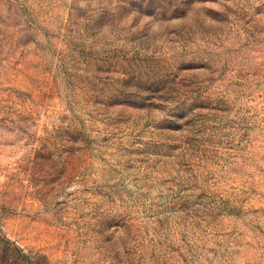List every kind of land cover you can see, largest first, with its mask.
Wrapping results in <instances>:
<instances>
[{
    "label": "rangeland",
    "instance_id": "rangeland-1",
    "mask_svg": "<svg viewBox=\"0 0 264 264\" xmlns=\"http://www.w3.org/2000/svg\"><path fill=\"white\" fill-rule=\"evenodd\" d=\"M0 264H264V0H0Z\"/></svg>",
    "mask_w": 264,
    "mask_h": 264
}]
</instances>
